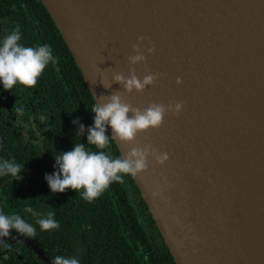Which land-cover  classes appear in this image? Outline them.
<instances>
[{
  "label": "water",
  "instance_id": "1",
  "mask_svg": "<svg viewBox=\"0 0 264 264\" xmlns=\"http://www.w3.org/2000/svg\"><path fill=\"white\" fill-rule=\"evenodd\" d=\"M41 1L95 101L182 102L132 144L114 139L121 156L168 155L132 178L176 264H264V0ZM133 44L146 57L134 65ZM131 68L155 83L126 92L112 78ZM0 238L53 264L31 237Z\"/></svg>",
  "mask_w": 264,
  "mask_h": 264
},
{
  "label": "trees",
  "instance_id": "2",
  "mask_svg": "<svg viewBox=\"0 0 264 264\" xmlns=\"http://www.w3.org/2000/svg\"><path fill=\"white\" fill-rule=\"evenodd\" d=\"M17 26L22 35L19 43L24 46L47 44L53 56L58 58L56 67L60 71V80L56 88L62 94L58 101L64 104L67 100L64 91L68 88L62 79L67 72V84L74 98L78 96L88 103L86 111L76 112L74 109L69 125L72 149L75 143H84L88 149L97 151L95 145L87 144V129L94 123L95 114L90 110L95 104L94 98L41 0H0V33H11ZM66 61L71 69L66 67ZM49 65L45 68V75L54 72L51 63ZM84 93L88 100H85ZM62 117V123H65V114ZM77 120L85 126L81 135L78 124L74 123ZM66 128L62 126V129ZM106 134L111 136L108 127ZM105 151L113 158L121 157L114 139H110ZM1 154L0 161L14 160L24 164V168L19 178L0 176V213L17 214L31 223L36 228V234L31 238L48 257H77L80 264H176L131 175H123V183L113 182L100 197L89 202L82 197V189L69 188L62 193L51 191L45 175L53 174L57 170L56 164H36L26 152L10 157ZM28 208L32 212L27 211ZM49 212L54 213L60 226L41 230L37 220ZM10 234L24 236L15 229L10 230ZM0 264L47 263L29 246L0 238Z\"/></svg>",
  "mask_w": 264,
  "mask_h": 264
},
{
  "label": "clouds",
  "instance_id": "3",
  "mask_svg": "<svg viewBox=\"0 0 264 264\" xmlns=\"http://www.w3.org/2000/svg\"><path fill=\"white\" fill-rule=\"evenodd\" d=\"M21 38L20 28L17 26L0 42V82L7 90L18 83L26 87H35L38 78L49 63L58 62V58L53 56L49 45L24 46L19 43ZM143 39L144 37H138V40ZM132 48L136 54L127 57L131 64L134 65L146 59L137 44H133ZM147 51L151 53L154 48H149ZM156 78V74L149 73L141 80L136 75L135 69L131 68L127 76L116 73L112 79L121 84L126 92L131 93L133 90L142 92L146 86L153 85ZM176 82L178 84L181 82L179 77ZM104 86L110 87L105 84ZM181 108L182 102L170 103L167 106L162 103H151L146 108L134 107L118 91L111 95L99 96L90 109L95 114L94 123L87 129V144L95 145L98 150L92 151L84 143H75L72 150L55 155L57 170L53 174L45 175L51 191L62 193L69 188L76 191L82 189V197L92 202L100 197L113 182L123 183V175L136 176L147 170L149 156H153L158 163H164L168 159L167 153L158 154L150 145L132 146L123 156L117 158L110 156L105 149L110 145V139L118 140L126 146L132 144L139 132L159 128L166 113L172 112L175 115ZM17 111L19 112L20 109ZM40 119L43 121L45 117L41 116ZM74 123L78 124L80 135L83 134L85 126L78 120ZM108 126L112 130L111 136L106 134ZM23 168L24 164L14 160L0 161V176L11 175L19 178ZM27 211L32 212V209L28 208ZM37 223L44 231L60 226L52 212H49L46 217L39 218ZM12 229L27 237H33L36 234V228L20 215L0 213V237H8ZM52 260L53 264H80L77 257L57 255Z\"/></svg>",
  "mask_w": 264,
  "mask_h": 264
},
{
  "label": "flooded vegetation",
  "instance_id": "4",
  "mask_svg": "<svg viewBox=\"0 0 264 264\" xmlns=\"http://www.w3.org/2000/svg\"><path fill=\"white\" fill-rule=\"evenodd\" d=\"M4 37L5 35L0 33V42ZM51 65L54 72L45 75L44 70L35 87H26L18 83L7 90L0 82V153L3 157L26 152L33 157L36 164H56L55 155L72 150L69 125L74 116V109L81 112L89 107L88 103L80 100L78 96L74 98L67 84L69 83L67 72L62 75L68 88L64 91L67 100L64 104L58 101L57 98L62 96L56 88L57 81L60 80L58 76L60 71L56 64ZM65 65L71 69L67 61ZM84 94L85 100H88L87 94ZM63 105L66 107L62 108ZM62 114H65V123H62ZM41 116L45 117L43 121L40 119ZM62 126L68 128L64 130Z\"/></svg>",
  "mask_w": 264,
  "mask_h": 264
}]
</instances>
